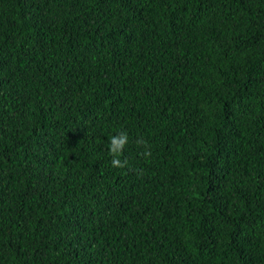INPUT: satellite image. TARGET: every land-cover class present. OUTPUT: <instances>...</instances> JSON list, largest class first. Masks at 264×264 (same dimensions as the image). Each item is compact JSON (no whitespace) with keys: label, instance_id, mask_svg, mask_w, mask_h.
I'll return each instance as SVG.
<instances>
[{"label":"trees","instance_id":"1","mask_svg":"<svg viewBox=\"0 0 264 264\" xmlns=\"http://www.w3.org/2000/svg\"><path fill=\"white\" fill-rule=\"evenodd\" d=\"M0 264H264V0H0Z\"/></svg>","mask_w":264,"mask_h":264},{"label":"clouds","instance_id":"2","mask_svg":"<svg viewBox=\"0 0 264 264\" xmlns=\"http://www.w3.org/2000/svg\"><path fill=\"white\" fill-rule=\"evenodd\" d=\"M128 143L129 135L126 131L123 130L119 131L109 138L108 151L113 157L111 160V165L114 168H125L128 165L127 159H120V154L123 152ZM136 144L144 148V151L141 153L142 156L146 158L151 156V152L148 148V142L143 137H138L136 140Z\"/></svg>","mask_w":264,"mask_h":264}]
</instances>
